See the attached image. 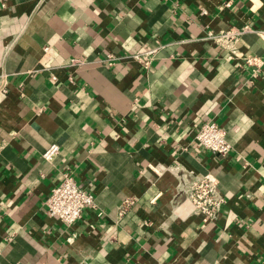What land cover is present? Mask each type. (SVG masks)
<instances>
[{
  "label": "crops",
  "instance_id": "crops-1",
  "mask_svg": "<svg viewBox=\"0 0 264 264\" xmlns=\"http://www.w3.org/2000/svg\"><path fill=\"white\" fill-rule=\"evenodd\" d=\"M244 24L264 30V0H0V264H264V65L206 37ZM156 42L148 70L104 60ZM235 46L264 59L259 33ZM210 121L225 156L193 141ZM68 172L94 196L71 227L45 203ZM206 173L204 225L178 205Z\"/></svg>",
  "mask_w": 264,
  "mask_h": 264
},
{
  "label": "built area",
  "instance_id": "built-area-1",
  "mask_svg": "<svg viewBox=\"0 0 264 264\" xmlns=\"http://www.w3.org/2000/svg\"><path fill=\"white\" fill-rule=\"evenodd\" d=\"M228 5V4H226ZM256 32L264 37V30H255L250 25H242L230 30L221 31L218 33L208 32L206 37L213 40L216 44L226 48L230 54L228 58L237 56L236 59L242 61L243 65L257 71L264 65V59L258 56H238L239 52L236 49V42L248 33ZM165 47L160 42H156L153 47L145 49L140 52L115 57L111 53L105 54V62L108 65L113 64L118 59L133 61L139 64L144 70H148L157 57V54ZM52 59L51 48H43L42 67L46 66ZM73 64H81L80 60H72ZM1 93L7 92L3 88ZM194 143L203 149L219 154L221 156L227 155L231 150V145L226 139V132L216 122L210 121L201 126L193 136ZM58 146L52 144L42 154L43 159L47 161L53 160L54 156L58 153ZM46 213L50 217L57 218L66 226H73L78 222L85 209L94 205V196L89 191L82 189L78 186L76 180L68 172L63 174L62 179L50 191L46 199ZM224 200L218 188V180L211 173H206L202 176L195 177L188 182L186 187L185 197L179 203L178 209L180 210L184 204L190 205V212L199 215L202 218L204 225L214 224L221 212ZM133 204L132 200H125L118 207L119 216L126 213L128 207Z\"/></svg>",
  "mask_w": 264,
  "mask_h": 264
}]
</instances>
